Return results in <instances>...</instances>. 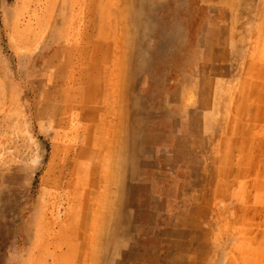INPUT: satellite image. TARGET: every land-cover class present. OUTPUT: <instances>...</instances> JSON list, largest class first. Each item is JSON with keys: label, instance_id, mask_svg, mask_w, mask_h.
<instances>
[{"label": "rangeland", "instance_id": "374dc122", "mask_svg": "<svg viewBox=\"0 0 264 264\" xmlns=\"http://www.w3.org/2000/svg\"><path fill=\"white\" fill-rule=\"evenodd\" d=\"M0 264H264V0H0Z\"/></svg>", "mask_w": 264, "mask_h": 264}]
</instances>
